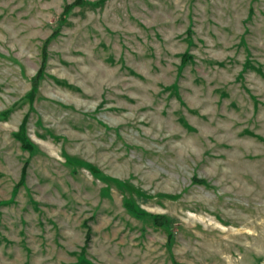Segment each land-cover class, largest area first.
<instances>
[{
  "label": "rangeland",
  "instance_id": "1",
  "mask_svg": "<svg viewBox=\"0 0 264 264\" xmlns=\"http://www.w3.org/2000/svg\"><path fill=\"white\" fill-rule=\"evenodd\" d=\"M0 264H264V0H0Z\"/></svg>",
  "mask_w": 264,
  "mask_h": 264
}]
</instances>
